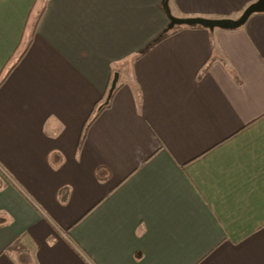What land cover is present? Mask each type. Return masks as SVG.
I'll list each match as a JSON object with an SVG mask.
<instances>
[{"label": "crops", "instance_id": "obj_1", "mask_svg": "<svg viewBox=\"0 0 264 264\" xmlns=\"http://www.w3.org/2000/svg\"><path fill=\"white\" fill-rule=\"evenodd\" d=\"M169 22L163 0H0V264H264V13Z\"/></svg>", "mask_w": 264, "mask_h": 264}, {"label": "water", "instance_id": "obj_2", "mask_svg": "<svg viewBox=\"0 0 264 264\" xmlns=\"http://www.w3.org/2000/svg\"><path fill=\"white\" fill-rule=\"evenodd\" d=\"M164 7L169 17V24L167 30L173 29L176 26H194L199 25L210 30H214L216 28L225 29V30H233L242 27L249 18L255 13H264V0H256L252 4H250L240 15L239 18H221V19H211L205 17H177L174 16L170 10L169 0L164 1ZM119 80V73H115L114 79L112 81L111 88L109 90V94L107 97L106 103H108L117 87V83Z\"/></svg>", "mask_w": 264, "mask_h": 264}, {"label": "trees", "instance_id": "obj_3", "mask_svg": "<svg viewBox=\"0 0 264 264\" xmlns=\"http://www.w3.org/2000/svg\"><path fill=\"white\" fill-rule=\"evenodd\" d=\"M163 1H165V0H163ZM38 22H39V20L36 21V24H38ZM195 26H199V25H194L193 27H195ZM184 27H186V26H185V25H181V26H176V27H174L173 29H170V30H167V29H166V30L164 31V33L162 34L161 39H163V38H165V37H167V36H169V35H172V34L178 32L181 28H184ZM34 32H35V29L33 30V33H34ZM28 46H29V45H27V46L23 49V51L21 52V54H20V56H19V58H18V61L15 62V63L9 68L8 73H7V76H8V74L11 72V70H12V69L18 64L19 60L22 59V57L26 54V52H27V50H28ZM5 77H6V76H5ZM5 77L1 80L0 84L4 81ZM113 95H114V93H113ZM113 95H112V96H113ZM109 104H110V103H106V102H105V103L101 106V108L97 111V114H99L101 111H103L104 108L108 107Z\"/></svg>", "mask_w": 264, "mask_h": 264}]
</instances>
